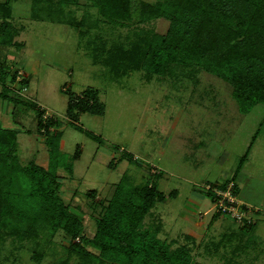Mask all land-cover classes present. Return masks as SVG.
I'll use <instances>...</instances> for the list:
<instances>
[{"label":"rangeland","instance_id":"rangeland-1","mask_svg":"<svg viewBox=\"0 0 264 264\" xmlns=\"http://www.w3.org/2000/svg\"><path fill=\"white\" fill-rule=\"evenodd\" d=\"M38 1L0 0L10 6L9 16L1 21L6 38L0 41V72L1 64H9L4 85L11 90L6 94L18 103L0 97V126L18 129L20 162L33 160L47 166L48 144L61 133L55 169L62 180L61 196L82 217L88 236L94 232L99 206L117 186L121 200L128 188L135 192L145 184L163 199L154 200L138 227L154 232L159 223L156 234L171 248L180 246L185 234L193 235L197 242L193 256L204 264H224L230 245H219L217 256L202 254L203 248L220 240L221 234L237 231L239 238L232 244L255 239L240 264H264L260 254L264 253V102L243 112L232 85L222 77L207 70L190 71L183 62L175 63L172 71L166 65L168 57H163L161 77L147 80V68L139 67L141 58L135 51L148 36L165 34L169 20L162 15L139 20L137 11L144 2L157 0H130L132 15L126 20L102 18L87 0ZM34 4L41 8L33 10ZM9 34L10 44L6 43ZM88 34L104 41L102 58L108 64L94 62L88 55ZM135 39L139 43L126 44ZM114 62L120 76L109 72ZM134 66L138 67L131 69ZM126 67L131 70L125 72ZM0 78L4 80L1 73ZM87 88L97 90L103 114L81 112L73 121L66 114L69 93L82 95ZM39 108L44 119L55 122L48 133L38 130ZM74 153L77 158H72ZM67 163L72 164V176L64 168ZM2 167L0 160V171ZM230 177L238 188L237 202L252 207L246 211L253 218L249 232L240 230L242 223L233 216L218 213L207 194L209 186ZM91 189L96 190L92 197L86 194ZM191 194L197 197L192 203ZM24 214L20 222L0 216V264H81L79 256L64 250L73 240L57 231L52 241L45 242L48 226L39 234L35 232L40 226L30 232L33 227L24 223ZM37 244H44L41 259Z\"/></svg>","mask_w":264,"mask_h":264},{"label":"trees","instance_id":"trees-1","mask_svg":"<svg viewBox=\"0 0 264 264\" xmlns=\"http://www.w3.org/2000/svg\"><path fill=\"white\" fill-rule=\"evenodd\" d=\"M45 1L51 3L53 0ZM59 1L64 4L77 0ZM87 1L97 9L102 18L107 20H126L132 15L130 0ZM37 4H34L33 10L40 7ZM9 13L10 6L1 2L0 41L2 42L5 41L3 38H6L3 36L6 28L5 23L1 21L7 19ZM137 15L139 20H149L161 15L169 20L165 34L148 36L146 42L143 45L140 43L135 51L136 56L141 58L142 65L138 66L147 68L145 69L147 80L153 75L161 77V69L165 64L163 57H168L166 65L172 71L177 68L175 63L183 62L185 66L190 67V71L207 70L222 77L232 85L233 95L243 112L253 103L264 102V0H157L152 3L144 2L139 7ZM10 38L11 34L6 39L8 41L6 43L10 44ZM98 40V36L88 34L85 47L94 62L106 65L109 62L102 58L104 41L98 42ZM128 43L139 42L135 39L128 40L126 44L129 45ZM1 65L3 72L0 73L4 76V80L0 78L2 85L0 97L17 103V100L8 96L11 89L4 85L5 69L10 66L7 63ZM116 66L117 62L111 63L109 72L120 76L115 72ZM138 66L131 69L134 70ZM131 69L126 67L125 72ZM22 85L26 86L27 81H22ZM82 93V95L69 93L67 116L77 121V115L81 112L103 114L104 103L98 101L97 90L87 88ZM43 113L39 108L37 126L41 132L48 133L47 130L55 122L52 118L44 119ZM17 132L18 129L0 126V160L3 164L2 168H5L0 171L2 191L0 216L10 222L11 220L20 222L25 212L23 221L29 227H33L30 228V232L40 226L41 230L36 229L35 232L39 234L48 226V231L43 237L45 242L52 241L51 237L57 231L62 232L73 240L68 246H64L65 252L79 256L81 264H204L193 256L197 244L193 235L185 234L180 246L171 248L168 242L156 234V231L160 230L159 223L158 229L154 232L152 228L138 227L139 221L147 214L154 200L163 199L161 194H154L153 188L145 184L135 192L134 188L126 187L129 190L121 200L119 191L116 192L117 186L105 205L98 203L101 207L100 213L94 218L93 234L88 236L84 231L82 217L72 212L69 204L65 203L61 196L62 180L55 171L58 165L56 157L61 133L57 134L56 142L54 140L48 144L50 157L47 166H43L33 160H29L26 164L20 162L16 147ZM87 134L98 140L93 133L87 132ZM77 157L78 154L74 153L72 158ZM243 157L240 158L237 171L244 160ZM64 168L69 176H72V164L67 163ZM227 180H232L234 191L238 194L234 178L230 177ZM226 181L215 185L222 187L226 185ZM21 183L27 186L24 188ZM22 189L25 191L23 194L20 193ZM86 194L92 197L96 194V190L91 189ZM207 194L211 197L208 191ZM241 227L240 230L249 232L253 230V223H243ZM75 238L77 241L74 240ZM238 238L237 231L225 232L221 234L220 240L211 242V246H205L202 254L217 256L219 245H230L227 261L220 255L225 261L224 264H240L239 260L243 252H247L248 247L252 248L255 239L250 237L247 243L239 241L232 244ZM37 245L42 248L39 250L41 259L44 244ZM88 246L94 248L96 252L88 249ZM260 254L264 253L260 252ZM57 264L67 263L59 261Z\"/></svg>","mask_w":264,"mask_h":264},{"label":"built area","instance_id":"built-area-1","mask_svg":"<svg viewBox=\"0 0 264 264\" xmlns=\"http://www.w3.org/2000/svg\"><path fill=\"white\" fill-rule=\"evenodd\" d=\"M232 181L224 186H209L208 192L211 194L217 212L233 216L240 223H251L253 218L246 214L247 210H252L251 206L245 203H238V194L234 191ZM251 207V208H250Z\"/></svg>","mask_w":264,"mask_h":264},{"label":"crops","instance_id":"crops-1","mask_svg":"<svg viewBox=\"0 0 264 264\" xmlns=\"http://www.w3.org/2000/svg\"><path fill=\"white\" fill-rule=\"evenodd\" d=\"M6 86L9 88V90L11 89L10 88V86L9 85H7L6 84ZM1 99H2V101H9L7 98H3V97H1ZM6 99V100H5ZM17 105V104H16ZM0 116H3V114L0 112ZM16 141H17V138H16ZM18 154V153H17ZM237 179V178H236ZM239 194V193H238ZM195 195V194H194ZM194 195H189L188 196V201L190 202V203H192L193 201L195 202L196 201V199H195V197L196 196H194ZM197 198V197H196ZM187 217H189V218H191V216L189 215V216H187Z\"/></svg>","mask_w":264,"mask_h":264}]
</instances>
